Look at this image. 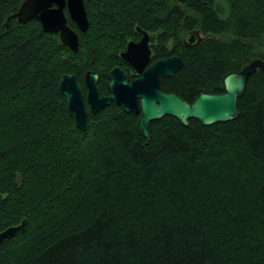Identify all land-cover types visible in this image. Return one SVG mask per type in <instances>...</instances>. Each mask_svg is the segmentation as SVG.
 I'll list each match as a JSON object with an SVG mask.
<instances>
[{
    "label": "trees",
    "instance_id": "obj_1",
    "mask_svg": "<svg viewBox=\"0 0 264 264\" xmlns=\"http://www.w3.org/2000/svg\"><path fill=\"white\" fill-rule=\"evenodd\" d=\"M22 1L0 0V232L26 226L0 264H264V73L234 121L165 117L150 140L116 104L79 130L58 88L74 74L87 91L95 72L105 93L110 56L137 27L160 43L197 28L207 38L161 90L222 94L225 75L264 62V0H100L77 52L35 20L5 28Z\"/></svg>",
    "mask_w": 264,
    "mask_h": 264
},
{
    "label": "water",
    "instance_id": "obj_2",
    "mask_svg": "<svg viewBox=\"0 0 264 264\" xmlns=\"http://www.w3.org/2000/svg\"><path fill=\"white\" fill-rule=\"evenodd\" d=\"M67 3L68 15L72 21L79 25L85 32L86 19L83 0H25L18 11L6 19L5 28L9 27L11 19H16L20 24L36 20L41 29L46 33H54L59 36L60 42L72 52H77L78 36L68 27L63 7ZM193 36L198 37L196 45L202 40L198 31L189 33V41ZM145 43L142 39L139 44ZM132 43L128 44L123 58L136 66L141 77L129 84L127 77L119 69H114L108 74L107 90L111 93L108 97H100L98 90V74L87 72L84 77L87 89L86 99L91 114H97L108 107L110 101L119 106L124 113L139 115L137 128L141 136L150 140L151 123L165 117L176 119L181 125L187 126L189 120H196L203 126L216 123L234 121L239 113L237 109L238 99L246 89L247 83L257 70L264 73V62L253 60L242 70L231 72L222 79V94H207L200 90L192 103L181 99L175 94L160 92L162 78H171L176 71L182 68L179 58L173 57L154 63L142 72L145 60L135 61L133 57H139V50ZM58 88L66 100L69 115L74 119L76 127L84 131L87 125V111L84 95L77 82L76 75H63L58 83ZM26 226V220L19 225L9 227L0 232V244L13 238L17 233H22Z\"/></svg>",
    "mask_w": 264,
    "mask_h": 264
},
{
    "label": "flooded vegetation",
    "instance_id": "obj_3",
    "mask_svg": "<svg viewBox=\"0 0 264 264\" xmlns=\"http://www.w3.org/2000/svg\"><path fill=\"white\" fill-rule=\"evenodd\" d=\"M23 1H25V0H23ZM98 1H100V0H93V1L91 0L89 2H86V0H83L85 19H86V23H87L86 24V28H85V30H86L85 32H82L80 30L81 28L79 27V25L76 24L74 21H72L70 19L69 15H68L67 3H65V6L63 7V13H64V15L66 17L68 27L70 29H72L78 36V46H79V41H80V37H81L80 35L81 34H83V35L86 34L88 32L89 25L92 22V20L95 21L96 18H98V17L92 18L94 16V10H92V6L93 5H97ZM109 2H110V0H109ZM108 6H106V7H108ZM95 14H97V13H95ZM69 22L71 23L70 25L68 24ZM4 27H5V25H4ZM193 31H198L199 32V37L202 39L197 45H196V42L198 40V37L193 36L194 40L192 42L189 41V39H190L189 38V33L193 32ZM181 34H182V36L180 38V34L177 31L175 33V35L170 36V38H168L165 42L160 43V42H158L159 37L161 35L160 33L153 32L152 30H141L138 27L135 28V32L128 34V36L125 38L126 42L122 41L123 48L119 49L117 51V53H112V55L110 56V70H109L108 74L114 69H119L127 77V79H128L127 82L129 84H131L132 81H135V80H137V79H139L141 77V74L138 73V71L136 69V66H134L131 63L127 62L123 58L122 55L125 53L128 44L132 43L133 45H137V44L140 43V41L142 39L146 40V44L142 42V44H139L140 47L136 46V51H138V50L140 51L139 52V57L138 58L137 57H133V60H135L137 62L143 61V59L145 60V65L142 68V72L147 70L150 66H152L157 61L167 60V59H170V58H173V57L179 58L181 60V62H182V67H183L184 59L182 58L183 57L182 55H183L184 49L194 48V47L198 46L200 43H202L207 38V35H204L197 28H194V29H191V30H181ZM54 35H57V34H54ZM119 45H121V44H119ZM108 74H107L106 88H107V83H108ZM163 79H167V78H162L161 82H162ZM77 82H78V79H77ZM161 82H160V92H163L161 90ZM98 83H99V74H98ZM98 83H97V86H98ZM78 84H79V82H78ZM81 90H82V93L84 95L85 108H86L87 117H88V114L91 113V111H90V107H89V105L87 103V99H86L87 91H84V89H82V88H81ZM98 90H99V86H98ZM163 93H166V92H163ZM166 94H171V93L168 92ZM110 95H111V93H109L108 90L105 93H102L99 90V96L100 97H108ZM114 104L115 103L113 101H110V107L112 105H114ZM137 116L139 117V115H137Z\"/></svg>",
    "mask_w": 264,
    "mask_h": 264
},
{
    "label": "rangeland",
    "instance_id": "obj_4",
    "mask_svg": "<svg viewBox=\"0 0 264 264\" xmlns=\"http://www.w3.org/2000/svg\"><path fill=\"white\" fill-rule=\"evenodd\" d=\"M6 22V21H5ZM215 39H228L229 36L227 35H223V36H217V37H214Z\"/></svg>",
    "mask_w": 264,
    "mask_h": 264
},
{
    "label": "bare ground",
    "instance_id": "obj_5",
    "mask_svg": "<svg viewBox=\"0 0 264 264\" xmlns=\"http://www.w3.org/2000/svg\"><path fill=\"white\" fill-rule=\"evenodd\" d=\"M101 111V110H100Z\"/></svg>",
    "mask_w": 264,
    "mask_h": 264
}]
</instances>
